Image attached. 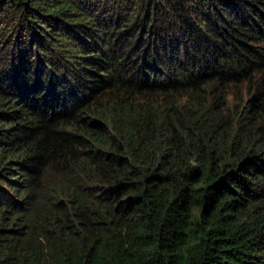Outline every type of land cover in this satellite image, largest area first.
<instances>
[{"label": "trees", "instance_id": "obj_1", "mask_svg": "<svg viewBox=\"0 0 264 264\" xmlns=\"http://www.w3.org/2000/svg\"><path fill=\"white\" fill-rule=\"evenodd\" d=\"M118 1L147 14L133 18L135 27L148 25L155 7L182 17L183 5L190 8L188 0ZM191 1L201 13L204 7L196 24H151L149 63L160 73L159 60L175 53V40L195 53L194 70L189 65L171 78L167 70L162 78L143 74L137 83L111 67L114 86L148 95L131 101L115 94L99 108L95 100L108 80L97 81L82 103L79 88L89 81L78 77L79 86L55 92L53 76V90L42 87L37 99L22 103L28 122L0 130V264H264V51L238 36L264 42V0ZM239 5L242 19L232 13ZM79 10L72 0H0V13L18 22L15 32L32 30L28 43L37 52L45 39L37 31L62 41L73 27L66 12L85 17ZM218 25H225L223 34ZM128 41L126 48L133 46ZM15 42L0 65V102L23 101L14 85L33 66L24 49L14 55ZM39 66L33 73L39 70L44 83L49 76ZM246 79H253L251 95L239 113H223L214 101L187 108L209 81ZM50 94L60 107L49 104ZM13 119L20 116L1 127ZM17 152L21 159L13 161Z\"/></svg>", "mask_w": 264, "mask_h": 264}, {"label": "rangeland", "instance_id": "obj_2", "mask_svg": "<svg viewBox=\"0 0 264 264\" xmlns=\"http://www.w3.org/2000/svg\"><path fill=\"white\" fill-rule=\"evenodd\" d=\"M72 1L74 5L77 6V9L79 8V11L82 12L83 15H85V17H76L74 12H66L67 15L65 16H67L69 20H71L73 27H71V29H67V35L62 41L52 40L49 37L51 35L49 34L48 36L46 34L49 30L46 33L43 32V29L38 30L37 33L40 32L42 35H44L45 38L43 39L44 44H41L39 52L34 51V41L32 42L31 46L28 43V40L30 38L29 33L32 32V30L28 31L26 30V28H22L20 31L15 32L14 27H16V25L18 24V22L16 23L17 20L11 23V19L8 20L9 18H7L9 16L8 13L5 15H2L0 13V65L7 60V57L10 58V55H7L8 51L10 52V50L7 48H10L11 44L15 41L18 42V44L21 43L22 47L21 49L20 47L18 48L20 44L18 45L15 42L16 44L13 46V48H11L14 49V55H16L17 52L20 53V51L24 49V52H22L24 53L23 55L26 56V58L28 56L29 60L33 61V66L30 69V72H28L25 76L27 79H22V81L19 79L17 81V84L14 85V93H16L17 99L19 91L22 88V92L20 91V94L21 96L24 95V98H22L23 101L18 102L17 100H14V97L10 100L9 98L11 97L7 96V100L5 102H0L1 122H7L9 117H14L15 114L19 115L20 119H13V122L10 123L9 126L5 125L4 127H1L2 125H0V130L8 128L10 129L18 123L24 124L28 122L29 114L27 113V110L22 107V103L26 99H30L33 96L34 99H37V93L42 87H44L45 89H49V91L53 90V88H55V86L52 84L53 76H59L58 79H53L58 85V89H54L55 92L56 90L57 92L59 90H65L67 93V90L70 88V86H79V79H77L78 77H81L80 79L84 78V81H89V85H84L79 88L81 89V92L83 94V99L82 101L80 100L82 103L86 101L85 99H88L93 95V92L95 91V87H93V85L96 84L97 81L100 80L105 83L106 80H108L104 84V86L107 85L108 88H106L105 90H101L97 99L95 100L97 104H94V106H97V108H99L102 106V104L107 102L109 98H111L115 94H123L125 99L131 101L138 100L146 94V92L140 89H124L121 87L114 86V80L111 79V75L110 80L108 78V69L111 67H113V71L116 72V74H126V78L129 77V79L137 83H142L139 80H141V75L143 74L147 77V79H153V77L157 74H160V78H162V75H165L163 70H167L168 73L166 74H170L171 78L172 75L178 74L181 69H185L189 65H191V69L194 70L196 63L191 64V62L195 61L193 60V58L195 57V55L193 54L195 53L191 51V48L188 47V45L184 48V45L181 42H177V44L173 38V45L171 41H169V46H172V49L175 53H170V55L166 54L167 56L164 60L162 58L159 60L161 62L158 66L159 71H161L160 73H156L155 71L151 70V63H149V60L153 57V52L152 47H150L149 45L153 44H150V41L153 38L151 36L153 35L151 34V31H154L151 27V24L154 22L156 23L158 20H161L164 23L166 22L167 25H169V22H174V25L176 27H178V24L184 26V24L186 23L194 25L200 19L199 14L203 13L204 7H202L203 10L201 13V7L198 6V9L197 4H194L193 1L188 0L187 3L190 8H188V6L186 7V5H183V8L179 11V14H183V17L182 15L179 16L178 12L177 14H174V11H163L162 8L158 9L155 7L157 11L155 12L157 14H155L154 16L153 14H151V19L153 18V20H151L148 25L142 22V25H140L139 27H135L136 23H134L133 21L134 17L138 16V20H140V22L142 17H147V14H142L141 9L134 8L136 9V12L133 11V9H125L123 8V6H118V0ZM199 1H202L201 3H203V6H205L204 4H206V2H208L209 0ZM194 7H196V9L198 10H196ZM260 8L262 9V15L264 16V7L261 6ZM232 13L234 16H236L237 13H240L237 15L241 19L242 17H245L244 15H241L245 13L240 5L239 8L234 9ZM128 14H130V22L127 23V25L125 26H120L121 22L128 19ZM222 14L224 17H226L225 14L227 15L226 12H222ZM76 18L79 19L76 20ZM99 19L103 21L105 19L106 24L102 23ZM184 21H186V23ZM243 21L244 20H242V22ZM10 24L11 26H9ZM20 25L25 26L24 23ZM140 28H142L144 33L138 36V33L136 31L135 35H133V31L135 29L138 30ZM217 28L221 34H223L225 32L224 30H226L225 25H218ZM57 32L58 29L55 30V33ZM167 35L168 32L166 33V36ZM238 36L241 40L240 42H243L247 46L252 47L254 49L264 51V42H259L256 39L249 40L248 38H246L245 35L239 34ZM186 37L188 38L190 37V35L188 34L186 35ZM129 39L133 46H131L130 48H126L127 46H129ZM49 40H52L53 44H51ZM134 40L136 41L134 42ZM125 48L126 50H124ZM155 53L156 56H158L159 58L161 52L156 51ZM90 57H93V59H95L92 63L87 61V59H89ZM99 57L103 60L101 65H105V67L103 68H100L101 65H98L97 63V59ZM143 60L148 61L145 66L141 65V62ZM36 62L50 77H47L44 83H42V81H44L45 78L40 76L39 70L37 71V74L33 73V69L36 65ZM40 66L39 69H41ZM86 69L89 70V74L86 73ZM162 81H165V79ZM252 81L253 79L250 81L246 79L243 82H234L224 85H219L214 81H209L206 85L201 86L199 93L191 95V105H188L187 108L191 109V107H193L194 109H197V106H210L211 102L214 101L216 105L219 106L218 109L222 110L223 113H239L240 111H243L244 108L247 106L246 104L248 102V98L251 95L250 88L252 85ZM48 82L51 83L48 84ZM8 84L12 86L11 81H9ZM47 84L48 86H46ZM21 85L23 87H21ZM102 86L103 85L99 87ZM43 94H45V92H43ZM53 95L50 94L46 97L47 99H49V104L52 105L53 108H58L60 107L61 101L58 100V95ZM65 96L67 98L70 97L67 95ZM55 97L57 98L55 99ZM150 97L155 98V96H153L152 94ZM72 100L70 101L68 106H66V108L71 109L72 107L73 109V106L76 103L72 102ZM94 106H89L87 109H90L92 112V110H94ZM21 156L22 152H17L16 154L12 153L11 159H13V161L15 159H21Z\"/></svg>", "mask_w": 264, "mask_h": 264}]
</instances>
